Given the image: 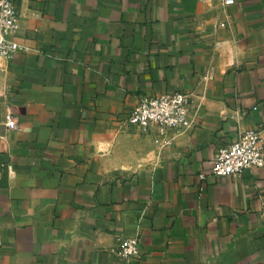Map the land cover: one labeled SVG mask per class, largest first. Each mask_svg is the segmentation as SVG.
Wrapping results in <instances>:
<instances>
[{
	"label": "crops",
	"instance_id": "obj_1",
	"mask_svg": "<svg viewBox=\"0 0 264 264\" xmlns=\"http://www.w3.org/2000/svg\"><path fill=\"white\" fill-rule=\"evenodd\" d=\"M16 7L25 49L0 61V264H264V169L212 174L243 132L264 144V0ZM178 91L193 130L127 127L142 95ZM134 236L140 257L123 261Z\"/></svg>",
	"mask_w": 264,
	"mask_h": 264
},
{
	"label": "built area",
	"instance_id": "obj_2",
	"mask_svg": "<svg viewBox=\"0 0 264 264\" xmlns=\"http://www.w3.org/2000/svg\"><path fill=\"white\" fill-rule=\"evenodd\" d=\"M235 0H224L231 6ZM225 26V23H221ZM19 28V13L16 0H0V61L12 59L25 47L15 39ZM198 123V109L192 95L186 92L142 95L139 103L127 119V127L146 132L156 127L161 134L170 130L186 133ZM5 124L9 130L19 129V122L13 113H7ZM251 168L264 169V144L261 131L250 129L243 132L235 141L220 148L215 158L212 174L218 178L239 177ZM123 261L139 258L140 237L120 239L115 249Z\"/></svg>",
	"mask_w": 264,
	"mask_h": 264
}]
</instances>
